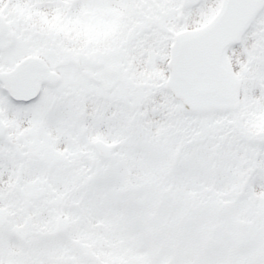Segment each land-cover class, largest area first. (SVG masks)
Segmentation results:
<instances>
[{
	"label": "snow or ice",
	"instance_id": "6c2138e0",
	"mask_svg": "<svg viewBox=\"0 0 264 264\" xmlns=\"http://www.w3.org/2000/svg\"><path fill=\"white\" fill-rule=\"evenodd\" d=\"M0 264H264V0H0Z\"/></svg>",
	"mask_w": 264,
	"mask_h": 264
}]
</instances>
